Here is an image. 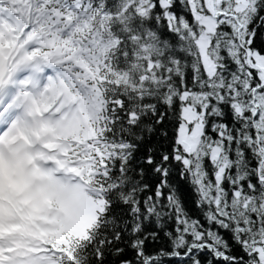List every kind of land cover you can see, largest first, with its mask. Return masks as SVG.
<instances>
[{"label":"trees","instance_id":"trees-1","mask_svg":"<svg viewBox=\"0 0 264 264\" xmlns=\"http://www.w3.org/2000/svg\"><path fill=\"white\" fill-rule=\"evenodd\" d=\"M8 1L63 74L51 98L82 105L60 136L91 166L3 237L39 264H264V0Z\"/></svg>","mask_w":264,"mask_h":264},{"label":"rangeland","instance_id":"rangeland-1","mask_svg":"<svg viewBox=\"0 0 264 264\" xmlns=\"http://www.w3.org/2000/svg\"><path fill=\"white\" fill-rule=\"evenodd\" d=\"M0 3V7L3 8L1 5L4 2ZM6 15L11 19L12 24L17 23L20 26L26 24V26L21 30L23 36L18 39L13 57L9 55L15 45L12 41L20 37L19 32L12 26H7L6 30L1 32L3 34L0 33V38L8 43L4 49L5 56H0V133L3 132L0 141L6 145L5 150H0V233L3 234L14 223L16 225L13 227L20 226L21 221L23 225L28 226L29 222L25 220L23 214L27 218L30 217V204L36 206L39 200H49L51 194L64 184L62 178L66 174L70 175L67 176L69 179H76L75 174L71 172L74 166L88 170L91 166L85 154L73 152L71 144L59 135L60 129L67 120L72 118V115L78 114L77 111L75 112V103L61 107V104L54 102L50 96L49 87L46 85L47 78L50 80L54 74L55 78L59 79L63 76L62 72L51 69L52 74L40 75L38 67H34L26 60L30 58L35 61L30 48L38 46L41 39L40 34L35 31L36 24L27 22L29 20L27 17L17 18L9 12H6ZM207 23L209 29L213 28L211 22ZM27 26L30 30H27ZM205 47L204 39L201 49L207 70L211 74L212 69L204 54ZM2 51L3 47L0 46V54ZM34 90L38 91L37 97L32 95ZM24 101L31 102L30 107L23 119L15 120L11 110L14 106L20 108ZM83 101L87 99L84 98ZM46 114L49 119H45ZM56 114L62 115L61 119H54ZM28 117H32L35 122L29 123L26 120ZM184 118L186 124L193 122L194 127L189 131L187 125L181 126L179 142L188 153H192L203 130L202 117L192 108H186ZM18 139L25 142L23 146L15 147L14 144ZM66 187L80 186L67 184ZM65 190L72 195L75 194V191ZM52 217L53 215L49 216ZM26 240L21 238L11 240L16 243L15 247L9 239L0 237V264H37L35 255L21 254L24 248H34L32 244L27 245ZM262 262L264 263V260Z\"/></svg>","mask_w":264,"mask_h":264},{"label":"water","instance_id":"water-1","mask_svg":"<svg viewBox=\"0 0 264 264\" xmlns=\"http://www.w3.org/2000/svg\"><path fill=\"white\" fill-rule=\"evenodd\" d=\"M211 8L214 9V5L212 4V2H211ZM249 53H250V55H249V61L251 62V59H252V52L249 51ZM252 66L258 68V66H255L253 63H252ZM259 253H260V254H259V259H260L261 261H263V260H264V250L261 249Z\"/></svg>","mask_w":264,"mask_h":264},{"label":"bare ground","instance_id":"bare-ground-1","mask_svg":"<svg viewBox=\"0 0 264 264\" xmlns=\"http://www.w3.org/2000/svg\"><path fill=\"white\" fill-rule=\"evenodd\" d=\"M22 146H23V144H22ZM5 150V149H4Z\"/></svg>","mask_w":264,"mask_h":264}]
</instances>
